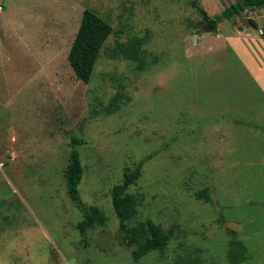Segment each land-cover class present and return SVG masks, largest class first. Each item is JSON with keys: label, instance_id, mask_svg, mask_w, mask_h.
Returning a JSON list of instances; mask_svg holds the SVG:
<instances>
[{"label": "rangeland", "instance_id": "rangeland-1", "mask_svg": "<svg viewBox=\"0 0 264 264\" xmlns=\"http://www.w3.org/2000/svg\"><path fill=\"white\" fill-rule=\"evenodd\" d=\"M241 3L0 0V264H231L228 230L241 264H264V41L234 40L264 27V6L225 40ZM84 9L112 29L87 84L67 61ZM72 138L80 199L104 215L84 236L64 179ZM139 164L129 225L150 220L168 242L136 261L111 190Z\"/></svg>", "mask_w": 264, "mask_h": 264}, {"label": "trees", "instance_id": "trees-1", "mask_svg": "<svg viewBox=\"0 0 264 264\" xmlns=\"http://www.w3.org/2000/svg\"><path fill=\"white\" fill-rule=\"evenodd\" d=\"M264 6V0H242L239 4L241 12L245 8H256ZM236 11V10H234ZM207 26L210 31H215L216 19H207ZM250 23L255 27L254 21ZM111 26L96 12L91 9H84L77 33L71 43L67 61L75 77L83 83L90 81L92 71L96 64L99 51L111 33ZM118 98L116 95L110 101L106 113L111 114L118 110ZM83 142L72 138L69 143L70 152L67 165L64 171V179L67 187V194L70 200L82 212L83 219L77 225L81 236H84L89 228L104 221L103 213L97 207H88L82 203L78 185L81 182L83 169L77 152V147ZM141 164L134 169H125L120 183L113 186L111 190V204L118 220V230L121 234L123 246L131 249L132 258L139 260L152 251L162 252L167 245L168 237L163 228L150 220H145L133 226L129 222L137 212V198L128 193V188L140 177ZM198 198L209 199L207 190H201ZM229 236L227 246V259L231 264H241L248 260L246 246L237 238L233 230L227 231ZM174 264H202L200 259L182 255L177 258Z\"/></svg>", "mask_w": 264, "mask_h": 264}, {"label": "crops", "instance_id": "crops-1", "mask_svg": "<svg viewBox=\"0 0 264 264\" xmlns=\"http://www.w3.org/2000/svg\"><path fill=\"white\" fill-rule=\"evenodd\" d=\"M247 9H248V11H252L253 8H247ZM250 14H252V12H250ZM240 15H243V12L240 13L239 15H236V18L232 19V21H230V19H226V21H230V22L227 23L228 26H226V29H225V31H226L225 40L236 37L235 31H241V32L244 31L246 26L244 27V25H242L239 27V23H241V16ZM230 18H231V15H230ZM258 18L264 19V13L261 14ZM252 21H254V20H252ZM258 23L256 21V23H255L256 27L253 28L255 31H258L257 34L245 35L244 33H240L241 37H238L236 39L233 38V39L244 41V42H252V41H255V39H257L259 41H264V27H261L259 20H258ZM216 30L218 32L220 30V26L218 28H216Z\"/></svg>", "mask_w": 264, "mask_h": 264}, {"label": "water", "instance_id": "water-1", "mask_svg": "<svg viewBox=\"0 0 264 264\" xmlns=\"http://www.w3.org/2000/svg\"><path fill=\"white\" fill-rule=\"evenodd\" d=\"M196 39V38H195Z\"/></svg>", "mask_w": 264, "mask_h": 264}]
</instances>
